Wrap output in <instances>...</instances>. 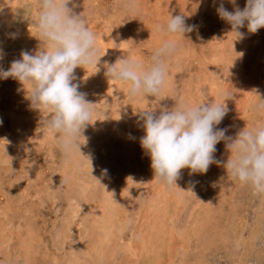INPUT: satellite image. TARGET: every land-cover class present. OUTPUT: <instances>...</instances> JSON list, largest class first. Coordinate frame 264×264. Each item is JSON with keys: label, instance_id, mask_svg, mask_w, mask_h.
Listing matches in <instances>:
<instances>
[{"label": "rangeland", "instance_id": "rangeland-1", "mask_svg": "<svg viewBox=\"0 0 264 264\" xmlns=\"http://www.w3.org/2000/svg\"><path fill=\"white\" fill-rule=\"evenodd\" d=\"M137 2L134 13L125 10L122 0H72L67 5L85 17L102 56L99 72L92 66L74 70L78 90L95 103L93 123L86 126L88 131L84 129L86 140L81 137L85 143L80 146L90 161L77 153L71 163L65 162L42 127L45 113L30 108L27 85L24 90L15 79H0V264H264V196L253 195L250 188L227 177L223 163L230 152L225 141L217 143L213 154L221 165L213 163L204 174L189 175V169L181 170L179 184L176 181L181 190L155 183L150 158L139 142L144 135L139 110L158 106L155 114L159 115L161 107L170 109L178 100L195 104L201 99V90L207 93L208 102L226 95L230 98L225 101L227 114L214 126L227 128V136L235 137L253 123H264V118L254 120L249 112L258 99L254 93L264 99V28L249 33L245 26L240 29L244 38L234 41L231 25L216 12L220 0ZM0 4V48L4 53L0 67L7 70L12 61L21 58L22 51L38 50L40 41L33 28L38 8L36 0H0ZM245 4L246 0H237L241 9ZM224 7L233 10L228 0ZM170 15H184L186 24L196 25V29L185 37H169L176 41L177 52L168 61L160 97H129L126 85L107 78L105 62L112 64L127 55L147 63L161 42L155 26L166 23ZM126 147L132 154L124 152ZM108 179L113 180L114 227L101 260L95 251L101 236L95 220H103L100 212L107 199ZM174 188L179 195L173 193ZM157 191L162 193L155 195ZM149 201L160 209L157 213L163 226L146 238V250L129 255L128 245H139L137 238L143 240L142 229L151 220L150 215L149 221L145 218L153 212ZM79 221L89 230L85 237L81 228L70 230Z\"/></svg>", "mask_w": 264, "mask_h": 264}, {"label": "clouds", "instance_id": "clouds-1", "mask_svg": "<svg viewBox=\"0 0 264 264\" xmlns=\"http://www.w3.org/2000/svg\"><path fill=\"white\" fill-rule=\"evenodd\" d=\"M71 2L36 0L38 16L33 28L38 34L35 38L40 41L38 50L22 51L21 58L12 61L7 70L0 67V79H15L24 90L27 85L30 108L45 113L42 127L54 139L65 162L77 153L86 157L81 153L80 146L85 143H81V137L86 140L82 133L93 123L90 121L95 105L78 90L80 85L73 82L76 80L74 70L92 66L97 73L102 57L85 17L67 6ZM228 3L233 5L232 11L220 0L216 12L231 25V33L236 36L234 41L244 38L240 29L245 26L249 33L264 28V0H246L243 9L237 5V0H228ZM122 4L130 13L137 8V0H122ZM2 8L0 4V10ZM195 29L196 25L186 24L184 15H170L166 23L155 26L161 42L147 63L126 55L115 63L105 62V75L126 85L129 97H160L166 83L168 61L177 52L176 41L169 37H185V33ZM10 37L15 38V34L11 33ZM3 55L0 48V60ZM254 95L258 99L250 105L249 112L256 120L264 118V99ZM200 96L195 104L178 100L170 109L161 107L159 115L155 114L158 106L139 112L144 131L139 142L150 158L154 178L166 187L179 188L176 181L182 169H189V175L204 174L213 163L221 165L213 154L217 143L223 140L230 152L223 163L227 177L250 188L253 195L264 196V123H253L238 131L235 137L227 136V128L214 126L227 114L225 101L230 98L226 95L219 101L208 102L204 90L200 91ZM103 172L107 174L106 169ZM192 183L194 186L195 182Z\"/></svg>", "mask_w": 264, "mask_h": 264}, {"label": "bare ground", "instance_id": "bare-ground-1", "mask_svg": "<svg viewBox=\"0 0 264 264\" xmlns=\"http://www.w3.org/2000/svg\"><path fill=\"white\" fill-rule=\"evenodd\" d=\"M138 3V2H137ZM143 12V11H142ZM114 13V12H113ZM102 15V14H101ZM95 18V17H94ZM118 23V22H117ZM98 25H99V22H98ZM97 26V25H96ZM25 34V33H24ZM29 34V33H28ZM32 36V35H31ZM106 43V42H105ZM263 46V45H262ZM102 50V49H101ZM104 52V51H103ZM222 54V53H221ZM122 55V54H121ZM119 56V55H118ZM104 58V57H103ZM102 63V62H101ZM103 66V65H102ZM177 68V67H176ZM94 71V70H93ZM101 72V71H100ZM90 73H91V71H90ZM175 73V72H174ZM181 74V73H180ZM87 75V74H86ZM105 76V75H104ZM176 78V77H175ZM77 79V78H76ZM86 80V79H85ZM107 80H105V82H106ZM110 81H112V80H110ZM110 81H109V83H110ZM89 82V81H88ZM104 82V83H105ZM112 82H114V81H112ZM219 82V81H218ZM119 83V82H118ZM96 85V84H95ZM191 85V84H190ZM94 86V85H93ZM235 86V85H234ZM127 87V86H126ZM119 90V89H118ZM190 91V90H189ZM252 93V92H251ZM176 94V93H175ZM209 99V98H208ZM89 100V99H88ZM129 100V99H128ZM92 101V100H91ZM100 101V100H99ZM110 104V103H109ZM112 106V105H111ZM109 107V106H108ZM23 110V109H22ZM139 112H140V110H139ZM107 113V112H106ZM99 116V115H98ZM34 118V117H33ZM95 118V117H94ZM96 119H98V117L96 118ZM93 122V121H92ZM95 124V123H94ZM136 125V124H135ZM86 130L88 131V129L86 128ZM86 131V132H87ZM105 132V131H104ZM103 132V133H104ZM11 133V132H10ZM89 133V132H88ZM91 133V132H90ZM121 134V133H120ZM139 134V133H138ZM85 135V134H84ZM92 136V135H91ZM86 137V136H85ZM88 137H90V136H88ZM88 139H90V138H88ZM88 141H91V140H88ZM95 141V140H94ZM120 141H121V139H120ZM33 142V141H32ZM113 142V141H112ZM90 142H88V144H89ZM92 143H93V141H92ZM96 143V142H95ZM114 144V143H113ZM112 144V145H113ZM116 144H117V142H116ZM120 144H121V142H120ZM94 145V144H93ZM92 145V146H93ZM96 145H97V143H96ZM99 145V144H98ZM98 145H97V147H98ZM89 146V145H88ZM100 146V145H99ZM119 146V145H118ZM117 146V147H118ZM82 147V146H81ZM95 147V146H94ZM118 149V148H117ZM126 149V150H125ZM125 149H123L124 150V152L126 151V153L129 155V154H132L131 152H132V149L131 150H128V148L126 147ZM54 150V149H53ZM117 151H119V149L117 150ZM125 153V154H126ZM126 154V155H127ZM131 156V155H130ZM129 156V157H130ZM128 157V156H127ZM81 158V157H80ZM86 158V157H85ZM82 159H84V157L82 158ZM85 162V161H84ZM70 163H71V161H70ZM218 168V167H217ZM87 170V169H86ZM183 170V169H182ZM185 170V169H184ZM12 171V170H11ZM68 171V170H67ZM153 171V170H152ZM87 172V171H86ZM182 172V171H181ZM152 174H153V172H151ZM89 174V173H88ZM183 174H184V172H183ZM182 175V174H181ZM185 175V174H184ZM183 175V176H184ZM182 176V177H183ZM186 176V175H185ZM181 177V176H180ZM181 179V178H180ZM109 181V185L107 186L108 188L106 189V193H105V196L107 197V199H105L103 202H104V204H103V207H102V211H101V209H100V213H101V217L103 218V220H101V219H99V220H95V223H99L100 224V226L98 227V229L101 231V236H100V238H99V240L97 241V240H95V242L97 241V245H99V247H96L95 248V251H97V253L99 254V257L101 258V260H104V255H105V249H106V247H108V246H106V243L107 242H109V240H110V237H112V235H113V232L111 233V229H113V227H114V221H113V216H114V210H115V206H114V202H115V200L113 199L114 198V196H112V194L110 193V185L112 186V181L113 180H111V179H108ZM52 183V182H51ZM148 183H151V182H148ZM155 183H159V182H155ZM177 183L179 184V182L177 181ZM180 183H184L182 180H180ZM126 184V183H125ZM128 184V183H127ZM148 185V184H147ZM150 186H155L156 187V189H157V186H158V184H157V186H156V184H154V185H151V184H149ZM148 185V186H149ZM163 185V184H162ZM182 185V184H181ZM184 185V184H183ZM189 185V184H188ZM219 185V184H218ZM2 186V185H1ZM138 186V185H137ZM186 186V185H185ZM146 187V186H145ZM151 187V189H153V188H155V187H153L152 188ZM160 187V186H159ZM163 187V186H162ZM164 187H166V186H164ZM174 187V186H173ZM173 187H170L171 189L173 188ZM179 187V186H178ZM124 188V187H123ZM167 188V187H166ZM177 188V187H176ZM132 189V188H131ZM143 189V188H142ZM149 190H150V187L148 188ZM159 189H161V188H159ZM181 189V188H180ZM155 190V189H154ZM164 191V188L163 189H161V191ZM167 190V189H166ZM165 190V191H166ZM183 190V189H182ZM151 191H153V190H151ZM156 191V190H155ZM155 191H153V193H155ZM160 191V193L159 194H157L158 193V191L156 192V194L155 195H160L162 192ZM176 190H175V188H174V192L173 193H176V194H178L179 195V193H177V192H175ZM110 193V194H109ZM146 193H148V195L150 194L151 195V192L149 193V192H146ZM165 193H168L167 191L165 192ZM172 193V194H173ZM183 193V192H182ZM10 195V194H9ZM147 195V194H146ZM168 195V194H167ZM173 196V195H172ZM149 197V196H148ZM152 197H154V196H152ZM170 197V196H169ZM175 197V196H174ZM179 197V196H178ZM10 198V197H9ZM161 198H162V195H161ZM176 198V197H175ZM149 199V198H148ZM167 199H169V198H167ZM172 199L174 200V198L172 197ZM172 199H171V201H172ZM164 201V200H163ZM162 201V202H163ZM170 201V202H171ZM164 202H166V200L164 201ZM120 203V202H119ZM118 203V204H119ZM156 203V202H155ZM167 203V202H166ZM179 203V202H178ZM18 204V203H17ZM161 204V203H160ZM159 204V205H160ZM168 204V203H167ZM166 204V205H167ZM120 205H122L121 203H120ZM170 205H171V203H170ZM75 207V206H74ZM148 207H150L149 208V210H151V211H153V212H151V214H146V216H145V218L147 217L148 218V221H149V217L151 216V220L148 222V223H146L145 225V227H144V229H142V230H144V233H141V235L142 236H144L143 237V240H141V241H139V239L137 238V242H139V245H133V244H131V245H133V246H129L128 244V248H127V250L130 252L129 253V255L131 254V253H133L132 255H136L135 253H136V251L138 252V251H141V250H143V249H145L146 250V248L148 247L147 245H146V241L148 242L149 240H146V238L148 237H150V236H152V231L153 230H156L157 228L156 227H161V226H163L162 224H161V222H160V218L158 217L159 215H158V213H157V211H159L160 209L158 208H153L152 206H151V201H149L148 202ZM80 208V207H79ZM121 208V207H120ZM119 208V209H120ZM146 210H148L147 209V205H146ZM166 208V207H165ZM171 208V207H170ZM85 210V209H84ZM121 210V209H120ZM119 210V211H120ZM166 210V209H165ZM164 210V211H165ZM172 210V209H171ZM79 211V210H78ZM144 212H145V210H143ZM49 212V211H48ZM84 212V211H83ZM97 212V211H96ZM148 212V211H147ZM150 213V212H149ZM155 213V214H154ZM118 214V213H117ZM145 214V213H144ZM164 214V213H163ZM167 214V213H166ZM171 214V213H170ZM201 214V213H200ZM76 215V214H75ZM150 215V216H149ZM162 215V214H161ZM100 216V215H99ZM166 216V215H165ZM164 216V217H165ZM206 216V215H205ZM91 217V216H90ZM100 217V218H101ZM142 217V216H141ZM167 217V216H166ZM199 218H201L200 216H198ZM147 218H146V220H147ZM168 218V217H167ZM173 218V217H172ZM196 218H197V216H196ZM93 219V218H92ZM166 219V218H165ZM40 220V219H39ZM121 220V219H120ZM123 220V219H122ZM197 220V219H196ZM204 220H206V218L204 219ZM240 220V219H239ZM161 221H162V219H161ZM165 221H167V220H165ZM145 222H147V221H145ZM168 222V221H167ZM201 222V221H200ZM55 223V222H54ZM139 224H141V223H139ZM2 225V224H1ZM142 225V224H141ZM201 225V224H200ZM205 225V224H204ZM54 226V225H53ZM143 226V225H142ZM206 227V226H205ZM50 228H52V227H50ZM75 228H81V230L83 231V234H82V237H85L86 236V233L89 231L88 230V228H87V226L85 227V225L81 222V221H79V222H75L73 225H72V227H71V229L70 230H73V229H75ZM138 228V227H137ZM156 228V229H155ZM135 229V228H134ZM164 229V228H163ZM204 229V228H203ZM25 230V229H24ZM69 230V229H68ZM166 230V229H165ZM26 231V230H25ZM81 231V232H82ZM138 231V230H137ZM223 231V230H222ZM221 231V232H222ZM157 231H155L154 233H156ZM162 232V231H161ZM166 232V231H165ZM164 232V233H165ZM168 232V231H167ZM31 233V232H30ZM33 233V232H32ZM111 233V234H110ZM235 233H237V232H235ZM160 234V233H159ZM173 234V233H172ZM171 234V235H172ZM187 234V233H186ZM22 235V234H21ZM57 235V234H56ZM60 235V234H59ZM85 235V236H84ZM111 235V236H110ZM164 235V234H163ZM167 235V234H166ZM184 235V234H183ZM258 235V234H257ZM134 235L132 234V237H133ZM136 236V235H135ZM142 236H141V238H142ZM160 236V235H159ZM186 236V235H185ZM28 237H29V241H30V235H28ZM59 237V236H58ZM166 237H168V236H166ZM187 237H188V234H187ZM186 237V238H187ZM221 237V236H220ZM225 237V236H224ZM154 238V237H153ZM172 238V237H171ZM185 238V237H184ZM133 239V238H132ZM155 239V238H154ZM235 239V238H234ZM85 240V238L83 239V241ZM152 240V239H151ZM158 240V239H157ZM161 240H163V239H161ZM165 240V239H164ZM223 240V239H222ZM238 240V239H237ZM236 240V241H237ZM23 241V240H22ZM133 241V240H132ZM167 241V238H166V240H165V242ZM188 241H189V238H188ZM225 241V240H224ZM227 241V240H226ZM3 242V241H2ZM128 242H129V240H128ZM169 242H170V240H169ZM168 242V243H169ZM174 242V241H173ZM186 242H187V240H186ZM25 243V242H24ZM226 243V242H225ZM234 243V242H233ZM28 244V243H27ZM29 244H30V242H29ZM160 244H161V242H160ZM170 244H171V242H170ZM21 245V244H20ZM25 245V244H24ZM95 245V244H94ZM140 245H141V248H139L140 247ZM156 245V244H155ZM162 245V244H161ZM166 245V244H165ZM251 245H253V244H251ZM52 246V245H51ZM143 246V247H142ZM20 247H22V246H20ZM133 247V248H132ZM145 247V248H144ZM158 247V246H157ZM194 247V246H193ZM28 248V247H27ZM31 248V247H30ZM162 248V247H161ZM167 248V247H166ZM21 249H24V246H23V248H21ZM20 249V250H21ZM140 249V250H139ZM165 249V248H164ZM168 249V248H167ZM251 249V248H250ZM159 250V249H158ZM169 250V249H168ZM26 251V250H25ZM150 251V250H149ZM18 252V251H17ZM152 252V251H151ZM84 253V252H83ZM155 253H156V251H155ZM161 253H162V251H161ZM22 254H24V253H22ZM26 254H27V252H26ZM127 254V253H126ZM138 254V253H137ZM152 254H153V252H152ZM157 254H159V253H157ZM30 255V254H29ZM14 256V255H13ZM13 256H11V257H13ZM17 256V255H16ZM125 256V255H124ZM140 256V255H139ZM159 256V255H158ZM27 257V256H26ZM135 257V256H134ZM141 257V256H140ZM163 258V257H162ZM161 258V259H162ZM27 259V258H26ZM130 259V258H129ZM259 259V258H258ZM11 260H12V258H11ZM10 260V261H11ZM51 260V259H50ZM134 260V259H133ZM143 260V259H142ZM148 260V259H147ZM17 261V260H16ZM158 261V260H157ZM19 262V261H18ZM130 262H132V261H130ZM28 263V262H27ZM121 263V262H120ZM150 263V262H149Z\"/></svg>", "mask_w": 264, "mask_h": 264}]
</instances>
